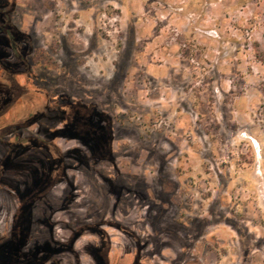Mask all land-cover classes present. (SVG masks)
I'll return each instance as SVG.
<instances>
[{"label": "rangeland", "instance_id": "374dc122", "mask_svg": "<svg viewBox=\"0 0 264 264\" xmlns=\"http://www.w3.org/2000/svg\"><path fill=\"white\" fill-rule=\"evenodd\" d=\"M0 20L19 36L18 58L0 44V71L17 70L22 89L3 125L70 103L106 138L96 152L92 135L56 133L62 158L37 146L9 167L0 238L15 242L19 224L18 264H133L136 243L138 264H264V0H0ZM33 175L51 188L16 213ZM107 222L133 234L124 252L109 251ZM77 227L90 238L72 242Z\"/></svg>", "mask_w": 264, "mask_h": 264}, {"label": "flooded vegetation", "instance_id": "af4514ba", "mask_svg": "<svg viewBox=\"0 0 264 264\" xmlns=\"http://www.w3.org/2000/svg\"><path fill=\"white\" fill-rule=\"evenodd\" d=\"M19 38L18 33L15 31L14 27L9 24L6 20H0V44L2 45L3 42L7 39V48L11 50L14 56L18 58L17 55V45L16 41ZM2 58V57H1ZM0 67L3 68V63L0 61ZM1 69V68H0ZM2 76H5L4 79L8 80V84H4L2 81L4 79L2 78L0 82V89L2 92H7V89H10L11 94L10 97L7 99H4L3 96H0V198L1 193L3 191V181L6 175L7 170L9 167H12V170L14 172H18L19 169V162H20V153L21 151H25L28 149H34L35 147H41L46 150H54L55 151V157L56 160L63 157V153H61L60 149L57 147L56 143L52 140L53 136L57 133L65 134L68 136L70 134L74 139H77L80 143L89 145L88 142L85 140V136L87 138L90 136L91 144L93 145L94 149H96V152L99 151V146L101 145V141L106 140L105 136V130L102 129V127L98 126L96 124V116L91 108L86 107L84 105H78L75 106L70 103H56L52 108L47 107L44 109L45 113H39L37 115H32L29 119H26L23 121V123H20L19 120L15 121L13 119L11 122L4 124L3 121V114L12 103L19 100L20 93L22 92V89L19 87L17 81L15 80V77L18 74L17 70L14 69H6L4 71H0ZM16 74V75H14ZM5 102V103H4ZM51 106V105H50ZM40 119H46L47 121L54 122L58 124L60 127H54L49 133L50 136L48 138H40L36 135H31L28 137L22 136L20 130L24 127H29L32 124H35L37 120ZM92 135V137H91ZM67 138V137H66ZM86 138V139H87ZM110 163L112 164L114 170L118 173V170L115 167V164L113 161L110 160ZM11 164V165H10ZM51 169V168H50ZM64 168L62 165V162L59 161V164L57 167H55V173L51 176L49 174V178H54L55 181L61 179L64 175ZM45 177V180H49ZM31 187L29 191L21 193L18 198L20 199L16 208V213L22 212L26 207L30 208L36 201L42 200L44 201L50 188L51 184L48 183H41L40 186H35V175L31 176ZM109 185L110 192L113 194L114 198L117 202V197L120 195L121 190L120 188H117L118 186L111 182V180L105 179ZM144 194V191H142ZM115 201V200H114ZM158 203V202H157ZM16 221V220H15ZM107 225V227L104 229V231H100L101 234H103L106 237V242L109 246V251L111 246L114 247L116 245H119L120 251H125L126 246L125 244V237L128 236L129 238H133V234L129 232L124 226H121L120 223L114 222V223H102L101 225ZM83 228L84 227H77V228H71L72 230V242L77 241L81 237L85 236L90 238V232H86V234L83 235ZM18 231H19V224L14 223L13 224V236H15V242L13 238V242L10 244L7 242V244H3V240L0 238V264H3L4 258L12 260L13 264H18L17 262V256H18ZM157 232V229H154V234ZM17 237V238H16ZM114 239L118 241H114ZM114 241V242H113ZM136 245V255L134 259L133 264L139 263V256H141V250L140 245L138 243ZM6 246V247H5ZM7 251H4V248H7ZM181 256L177 255L175 257V260L177 264H179L181 260ZM190 264H198L195 259H192Z\"/></svg>", "mask_w": 264, "mask_h": 264}, {"label": "trees", "instance_id": "16d2710c", "mask_svg": "<svg viewBox=\"0 0 264 264\" xmlns=\"http://www.w3.org/2000/svg\"><path fill=\"white\" fill-rule=\"evenodd\" d=\"M255 57L259 62H261L264 65V51H261L258 48H256Z\"/></svg>", "mask_w": 264, "mask_h": 264}]
</instances>
